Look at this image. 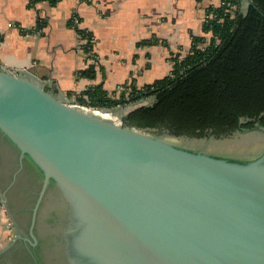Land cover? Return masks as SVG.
<instances>
[{
	"label": "water",
	"instance_id": "water-1",
	"mask_svg": "<svg viewBox=\"0 0 264 264\" xmlns=\"http://www.w3.org/2000/svg\"><path fill=\"white\" fill-rule=\"evenodd\" d=\"M251 4L240 0V11ZM0 135L39 174L34 241L37 209L52 196L64 264H264V150L238 157L166 142L4 68Z\"/></svg>",
	"mask_w": 264,
	"mask_h": 264
},
{
	"label": "crops",
	"instance_id": "crops-1",
	"mask_svg": "<svg viewBox=\"0 0 264 264\" xmlns=\"http://www.w3.org/2000/svg\"><path fill=\"white\" fill-rule=\"evenodd\" d=\"M31 1L0 0V68L41 81L46 90L73 104L91 86L101 85L103 91L112 95L125 83L140 88L166 76L172 68L171 53L187 52L191 35L209 37L202 29L207 9L222 3ZM73 17L78 18L79 28L94 37L92 50L97 67L92 80L79 76L94 60L78 48V34L69 24ZM6 217L0 206V256L10 234Z\"/></svg>",
	"mask_w": 264,
	"mask_h": 264
},
{
	"label": "trees",
	"instance_id": "trees-1",
	"mask_svg": "<svg viewBox=\"0 0 264 264\" xmlns=\"http://www.w3.org/2000/svg\"><path fill=\"white\" fill-rule=\"evenodd\" d=\"M250 1L243 12L240 0H222L219 7L208 8L202 29L209 37L191 35L187 52L171 53L166 76L140 88L125 83L112 95L101 85L91 86L76 103L107 110L150 99L128 111L122 122L173 136L218 138L256 125L264 128V0ZM71 21L78 36L87 40L82 53L94 60L79 76L92 80L97 67L93 35Z\"/></svg>",
	"mask_w": 264,
	"mask_h": 264
},
{
	"label": "flooded vegetation",
	"instance_id": "flooded-vegetation-1",
	"mask_svg": "<svg viewBox=\"0 0 264 264\" xmlns=\"http://www.w3.org/2000/svg\"><path fill=\"white\" fill-rule=\"evenodd\" d=\"M39 183L31 163L26 158L19 160L18 152L0 135V206L11 214L15 231L13 238L6 236L0 264H64L55 236L60 213L53 207L52 196H44L37 209L32 230L35 241L29 235Z\"/></svg>",
	"mask_w": 264,
	"mask_h": 264
},
{
	"label": "rangeland",
	"instance_id": "rangeland-1",
	"mask_svg": "<svg viewBox=\"0 0 264 264\" xmlns=\"http://www.w3.org/2000/svg\"><path fill=\"white\" fill-rule=\"evenodd\" d=\"M149 101L150 99L136 103L134 105L116 106L114 108H117L118 110L115 113L107 112V114L116 123L124 124L122 122V119L128 111L138 105L147 104ZM102 112L105 113L106 110ZM143 131L150 135L158 136L166 142L174 143L192 149H198L209 154L252 157L264 150V132L258 130L238 131L230 135H225L218 138L213 136L202 138L189 136H173L170 135L167 131L156 129ZM4 215H7V213L4 212ZM6 219L8 221L7 223L10 224L9 235L11 238H13L15 236V231L13 229V219L10 213H8Z\"/></svg>",
	"mask_w": 264,
	"mask_h": 264
},
{
	"label": "built area",
	"instance_id": "built-area-1",
	"mask_svg": "<svg viewBox=\"0 0 264 264\" xmlns=\"http://www.w3.org/2000/svg\"><path fill=\"white\" fill-rule=\"evenodd\" d=\"M72 21L78 27V24H79L78 18L73 17L72 18ZM80 29H82V28H80ZM86 41H87L86 39H81L79 37V45H78V48L80 49L81 52H82L81 45L85 44ZM90 42L91 43L94 42V37L93 36L91 37ZM120 89H121V86H118L116 88V91L118 92V91H120ZM79 106L82 107L83 109H86V110L91 111V112L96 113V114H107V111L105 113L102 112V111H105V110H101V109H97V108H93V107H86V106H83V105H79ZM1 208H2V212H3L4 211V208L2 206H1Z\"/></svg>",
	"mask_w": 264,
	"mask_h": 264
},
{
	"label": "bare ground",
	"instance_id": "bare-ground-1",
	"mask_svg": "<svg viewBox=\"0 0 264 264\" xmlns=\"http://www.w3.org/2000/svg\"><path fill=\"white\" fill-rule=\"evenodd\" d=\"M103 116H104V117H106V118H108V117H109V115H107V114H103Z\"/></svg>",
	"mask_w": 264,
	"mask_h": 264
}]
</instances>
